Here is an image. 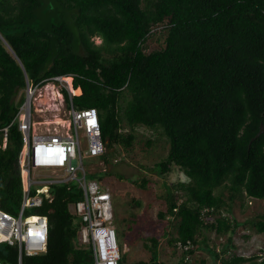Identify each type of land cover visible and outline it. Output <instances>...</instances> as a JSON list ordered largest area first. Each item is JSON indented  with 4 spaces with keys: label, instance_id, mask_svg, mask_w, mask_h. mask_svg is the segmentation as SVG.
I'll list each match as a JSON object with an SVG mask.
<instances>
[{
    "label": "trees",
    "instance_id": "1",
    "mask_svg": "<svg viewBox=\"0 0 264 264\" xmlns=\"http://www.w3.org/2000/svg\"><path fill=\"white\" fill-rule=\"evenodd\" d=\"M156 33L162 42L147 52ZM57 75H73V89L81 90L75 108L97 109L106 147L131 148L139 126L166 137L157 172L174 165L188 180L166 186L158 215L175 221L169 241L181 246L183 260L204 230L225 234L240 225L222 215L237 195L264 199V133L251 141L264 124V0H0V128L23 102L26 79L32 88ZM23 143L12 124L0 148V208L11 214L22 198ZM50 193L27 211L47 217L46 251L24 254L21 264H93L68 207L80 188L56 183ZM253 225L264 233V213ZM149 240V259L160 264L158 239ZM227 247L222 255L208 248L221 264H264V242L250 256L225 257ZM17 255L16 245L0 243L1 262L17 264Z\"/></svg>",
    "mask_w": 264,
    "mask_h": 264
},
{
    "label": "built area",
    "instance_id": "2",
    "mask_svg": "<svg viewBox=\"0 0 264 264\" xmlns=\"http://www.w3.org/2000/svg\"><path fill=\"white\" fill-rule=\"evenodd\" d=\"M67 77L71 78V82L66 80ZM72 81L73 75H57L31 88L26 79L23 102L13 120L0 128L1 149H5L7 145L8 130L12 124L17 125L24 140L19 162L22 195L20 206L16 214L0 208V243L17 246V264H21L24 254L33 255L46 251L47 217L43 214H29L27 211L41 206L43 199L50 201V187L56 183H75L81 190V198L68 207L80 220L78 240L82 246L91 250L93 264H119L121 254L116 228L112 222L111 192L101 186L98 180L88 178L83 163L85 156L100 157L108 152L101 138L99 114L95 108L74 107ZM42 85L50 86V89L42 93ZM41 99L43 103L39 104ZM41 113H52L54 118L63 113L65 117L41 120L37 118ZM121 157L123 156L114 157L112 161L117 163ZM73 161H76V165ZM99 164L102 165L103 161ZM102 170L106 171L104 168ZM36 175L49 178L37 180ZM33 185H41L37 193L32 191ZM184 248L187 249L188 246ZM0 264L9 263L0 261Z\"/></svg>",
    "mask_w": 264,
    "mask_h": 264
},
{
    "label": "rangeland",
    "instance_id": "3",
    "mask_svg": "<svg viewBox=\"0 0 264 264\" xmlns=\"http://www.w3.org/2000/svg\"><path fill=\"white\" fill-rule=\"evenodd\" d=\"M92 39L95 43L101 42L98 36H94ZM161 39V34L153 35L146 44V51L158 48L162 42ZM69 79L71 82L70 77ZM48 89L50 86L42 85L40 90L44 93ZM20 97L24 99V93ZM38 103H43V100L41 99ZM55 103L57 102L55 101ZM44 110L49 111L48 109ZM33 114H35L34 111ZM64 115L62 113L57 117L64 119ZM37 118L41 120L55 119L52 113L43 115L41 113L37 115ZM124 128L129 130L128 126H124ZM158 132L139 126L134 129L136 138L131 148L125 149L120 145L115 149L107 147L106 155L83 158L88 178L98 180L101 186L108 188L111 192L112 222L117 230L121 254L119 264H135L141 260L147 262L146 264H154L149 259L150 252L144 246L145 242L151 245L149 240L151 237L158 239L157 249L160 264H202V260L204 264H221L219 258L212 256L208 247L214 248L215 252L222 255V249L228 245L227 249L230 252L225 253V257L231 252L244 256L258 253L264 242V233L257 232L253 222H256L260 214L264 213V199H254L241 194V197L237 195L231 204V211H222V215H231L230 217L240 222L235 231L217 234L214 229L204 230L197 237L198 242L194 252L185 255L184 260L182 259L183 252L180 245L177 242L169 241L170 238L177 236L175 221L171 225L167 224L171 218L167 215L162 219L158 213L166 208L164 199L166 186L188 179L184 172L174 165L163 175L157 172L158 167L155 165L166 157L169 148L166 137ZM147 139L151 140L150 144L146 143ZM117 156L123 157L118 158V162L114 163L112 159ZM100 161H103L102 165L99 164ZM73 164L76 165V161H73ZM103 168L106 171L102 170ZM35 178L45 180L49 177L36 175ZM143 178L148 182L144 188H140L139 185ZM40 186L33 185L32 191L37 193ZM224 193L228 194L227 191ZM133 199L139 200L137 206L132 205ZM215 217L211 215L210 221ZM228 237H231L230 243ZM242 264H249V262Z\"/></svg>",
    "mask_w": 264,
    "mask_h": 264
},
{
    "label": "water",
    "instance_id": "4",
    "mask_svg": "<svg viewBox=\"0 0 264 264\" xmlns=\"http://www.w3.org/2000/svg\"><path fill=\"white\" fill-rule=\"evenodd\" d=\"M262 133H264V124H262V123H260V125H259V130L257 131V133L255 134V136L251 139V141L254 139V138H256V137H258L260 134H262ZM250 141V142H251Z\"/></svg>",
    "mask_w": 264,
    "mask_h": 264
},
{
    "label": "bare ground",
    "instance_id": "5",
    "mask_svg": "<svg viewBox=\"0 0 264 264\" xmlns=\"http://www.w3.org/2000/svg\"><path fill=\"white\" fill-rule=\"evenodd\" d=\"M66 80H67L68 82H70L69 77H67ZM72 92H73V94L78 95V94L81 93V90H80V88H76V89H72ZM39 102H40V100H39ZM39 104H40V103H39Z\"/></svg>",
    "mask_w": 264,
    "mask_h": 264
},
{
    "label": "clouds",
    "instance_id": "6",
    "mask_svg": "<svg viewBox=\"0 0 264 264\" xmlns=\"http://www.w3.org/2000/svg\"><path fill=\"white\" fill-rule=\"evenodd\" d=\"M72 89H73V86H72ZM48 166V165H47ZM69 205V204H68ZM35 208V207H34ZM32 209V208H31ZM32 214H36V213H32ZM192 246V245H191ZM180 248H181V246H180ZM185 249V248H184ZM181 250H182V248H181Z\"/></svg>",
    "mask_w": 264,
    "mask_h": 264
}]
</instances>
